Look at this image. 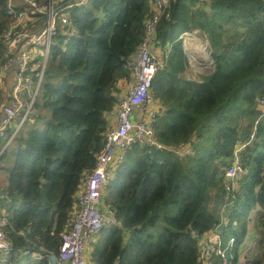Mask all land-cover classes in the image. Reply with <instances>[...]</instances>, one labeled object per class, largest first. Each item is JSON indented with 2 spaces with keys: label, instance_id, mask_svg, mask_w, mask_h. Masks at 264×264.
<instances>
[{
  "label": "trees",
  "instance_id": "trees-1",
  "mask_svg": "<svg viewBox=\"0 0 264 264\" xmlns=\"http://www.w3.org/2000/svg\"><path fill=\"white\" fill-rule=\"evenodd\" d=\"M6 2L0 0V61ZM151 10V0H89L70 10L75 32L66 27L55 38L31 115L6 149L13 131L0 140L7 174L0 206L14 248L6 264H48L26 251L59 254ZM193 32L209 38L210 74L195 73L180 39ZM158 42L166 67L152 86L163 107L155 136L166 146L195 139L194 154L181 161L140 145L128 151L105 195L120 226L102 230L91 262L205 264L194 233L214 231L223 249L234 239L228 264H239L253 224L260 237L249 264H264V0H175L159 22ZM236 150L244 174L227 192L225 171ZM211 264L224 263L214 254Z\"/></svg>",
  "mask_w": 264,
  "mask_h": 264
},
{
  "label": "built area",
  "instance_id": "built-area-1",
  "mask_svg": "<svg viewBox=\"0 0 264 264\" xmlns=\"http://www.w3.org/2000/svg\"><path fill=\"white\" fill-rule=\"evenodd\" d=\"M89 0H7L5 10L10 23L1 35L4 47L0 61V88H5V79L12 74L13 86L4 103L0 104V140L7 139L9 146L13 138L31 115L42 88L46 68L55 38L61 29L74 33L70 10L82 7ZM175 0H151L152 10L145 19V33L136 57L130 61L131 78L127 90L118 101L116 120L110 123L105 133L102 149L96 155V165L87 173L77 192L70 229L62 234L58 255L45 254L43 251L31 255L34 259L47 258L48 264H90L87 259L88 248L95 243L105 227H118L120 222L114 210L105 202V195L115 169L125 161L128 151L134 145L166 151L179 160H185L194 154L195 139L182 142L177 146H166L155 136L154 121L162 110L157 107V99L152 86L156 76L166 67V55L161 57L156 49L158 25ZM193 33H185L184 37ZM207 37V36H203ZM185 44V42H184ZM208 49H209V45ZM187 48V46L185 45ZM199 57L203 63H197L198 56L189 54L192 65L200 71L210 74L214 71V61L210 57ZM259 110L264 116V98L259 101ZM240 150L225 171V188L231 192L238 187L243 176ZM7 200L6 195L1 196ZM9 225L8 214L0 206V264H6L13 253V245L6 232ZM200 248V259L211 264L214 254L228 264L227 251L221 247L219 234L214 231L202 235L194 233Z\"/></svg>",
  "mask_w": 264,
  "mask_h": 264
},
{
  "label": "rangeland",
  "instance_id": "rangeland-1",
  "mask_svg": "<svg viewBox=\"0 0 264 264\" xmlns=\"http://www.w3.org/2000/svg\"><path fill=\"white\" fill-rule=\"evenodd\" d=\"M185 45L187 46V50L189 51V54L192 52V54H195L198 56L197 61L204 57H206L207 54H209L210 51H212L211 43L209 41L208 37H203L201 33L197 32L192 35H187L184 37ZM209 45V49L208 46ZM195 73L206 75L207 73L205 71L197 70L195 67L193 68ZM232 162V161H231ZM7 184V174L4 171H0V187L6 186ZM259 230H257L256 227L253 226V224L250 225V238H248L246 242V248L250 249L247 253H245V256L241 257V260L239 261V264H249L250 261L253 259V255L258 252V243H259ZM255 236L257 239H255Z\"/></svg>",
  "mask_w": 264,
  "mask_h": 264
},
{
  "label": "crops",
  "instance_id": "crops-1",
  "mask_svg": "<svg viewBox=\"0 0 264 264\" xmlns=\"http://www.w3.org/2000/svg\"><path fill=\"white\" fill-rule=\"evenodd\" d=\"M156 52L159 56L161 57H164L166 55V50L163 48V47H157L156 49ZM5 88H0V104L4 103L5 100H6V97L10 91V89L12 88L13 86V77H12V74H10L6 79H5ZM127 84H128V81L127 80H120L119 83H118V90H119V93H118V101L120 99V97H122V95H124L126 93V90H127ZM157 107L159 109H163L161 103L159 101H157ZM118 109V104L116 106V109L115 111L108 116V119H109V123H114L115 120H116V111ZM6 149V148H4ZM3 149V150H4ZM4 186L0 187V190L3 188ZM251 236H249L250 238ZM255 239H257V237L255 236ZM248 240V239H247ZM93 251V246L91 245L88 250H87V259L89 261L90 264H92L91 262V253ZM25 255V254H24ZM37 261H41V260H38V259H35Z\"/></svg>",
  "mask_w": 264,
  "mask_h": 264
}]
</instances>
